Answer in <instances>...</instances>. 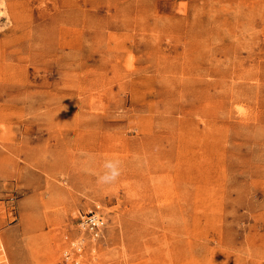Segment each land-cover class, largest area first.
I'll list each match as a JSON object with an SVG mask.
<instances>
[{"label":"rangeland","instance_id":"1","mask_svg":"<svg viewBox=\"0 0 264 264\" xmlns=\"http://www.w3.org/2000/svg\"><path fill=\"white\" fill-rule=\"evenodd\" d=\"M0 264H264V0H0Z\"/></svg>","mask_w":264,"mask_h":264},{"label":"clouds","instance_id":"2","mask_svg":"<svg viewBox=\"0 0 264 264\" xmlns=\"http://www.w3.org/2000/svg\"><path fill=\"white\" fill-rule=\"evenodd\" d=\"M105 168L107 171L104 175L99 177V182L108 183L111 181H115L120 175V168L117 161L109 160L105 163Z\"/></svg>","mask_w":264,"mask_h":264},{"label":"built area","instance_id":"3","mask_svg":"<svg viewBox=\"0 0 264 264\" xmlns=\"http://www.w3.org/2000/svg\"><path fill=\"white\" fill-rule=\"evenodd\" d=\"M87 222L90 227L97 228L100 226V223H102V218L94 214L88 218Z\"/></svg>","mask_w":264,"mask_h":264}]
</instances>
